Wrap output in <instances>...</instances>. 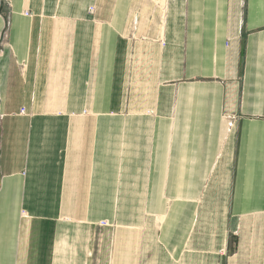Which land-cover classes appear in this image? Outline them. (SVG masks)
I'll return each mask as SVG.
<instances>
[{"label": "crops", "instance_id": "crops-1", "mask_svg": "<svg viewBox=\"0 0 264 264\" xmlns=\"http://www.w3.org/2000/svg\"><path fill=\"white\" fill-rule=\"evenodd\" d=\"M0 264H264V0H0Z\"/></svg>", "mask_w": 264, "mask_h": 264}, {"label": "rangeland", "instance_id": "rangeland-1", "mask_svg": "<svg viewBox=\"0 0 264 264\" xmlns=\"http://www.w3.org/2000/svg\"><path fill=\"white\" fill-rule=\"evenodd\" d=\"M208 203L201 204L200 211H199V223H210L212 220H215V215H210L206 213V210L208 208Z\"/></svg>", "mask_w": 264, "mask_h": 264}, {"label": "built area", "instance_id": "built-area-1", "mask_svg": "<svg viewBox=\"0 0 264 264\" xmlns=\"http://www.w3.org/2000/svg\"><path fill=\"white\" fill-rule=\"evenodd\" d=\"M21 113L23 114V113H24V111L22 110V111H21ZM102 224H103V225H105V223H102Z\"/></svg>", "mask_w": 264, "mask_h": 264}]
</instances>
